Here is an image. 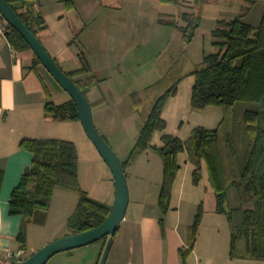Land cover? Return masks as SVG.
Segmentation results:
<instances>
[{
    "label": "crops",
    "instance_id": "crops-1",
    "mask_svg": "<svg viewBox=\"0 0 264 264\" xmlns=\"http://www.w3.org/2000/svg\"><path fill=\"white\" fill-rule=\"evenodd\" d=\"M33 1H36L35 5L45 6L40 12L46 28L40 30L39 35L61 68L65 71L79 68L82 64L80 55H83L94 73L99 69L124 71L144 68L148 64L145 58L147 46L154 37L162 40L160 58L162 60L167 56L165 65L168 71L191 63L188 68L191 72L196 69L195 54L199 55L198 65H201L203 54L216 49L212 45L211 32L219 20L240 17L247 23L257 25L264 11L263 5L261 16L258 13L254 15V4L246 0H205L195 5L191 3L193 0H70L72 7H67L66 0ZM183 12L200 18L190 42L183 40L180 29L181 25L186 24L181 18ZM51 16L57 24L53 30H49L48 23V17ZM168 16H172L176 24L159 20L160 17ZM197 38L202 39V42L196 41ZM33 60L31 49H15L4 32L0 31V171L3 175L0 187V249L3 250L21 251L16 241L21 216L11 215L8 210L11 192L18 185L24 168L32 160V153L19 146L22 138H59L61 136L51 133H64L71 128L77 136L61 138L74 142L78 164L81 162L79 140L87 158L93 163L100 162L99 153L93 143L86 139L80 120H53L45 115L44 104L52 94L42 64H37L35 71ZM40 77L49 89V96L45 93ZM99 78L103 79V76ZM110 80L111 76H106L86 96L94 104L93 118L100 133L108 143L111 140L115 145H120L121 138L116 136L117 129L125 126L127 120L139 118L140 111H135L132 103L131 108L135 112L125 120L119 101L115 102L107 92V86L113 85ZM153 84L146 80L143 85L150 87ZM148 91L137 94V101L145 107V112L162 92L153 93L152 89ZM69 98L67 95L65 100ZM221 117L222 113L217 124ZM155 153L152 148L145 149L125 168L129 192L134 191L135 195L129 199V203L134 202L132 213L121 221L111 243L116 256L122 253L125 264H182L180 252L187 248L188 228L201 204L203 213L187 264H261V260L256 259L230 258L229 250L226 252L225 245L228 243L230 246V225L225 213L216 209V196L204 160L199 161L203 176L194 184L192 173L197 162L188 160L187 153L180 160L182 152L178 154L180 168L172 186L170 207L166 213H161L158 195L163 163L155 157ZM129 154L125 153L122 161ZM152 157L157 168L153 178L150 173L152 168L149 170L146 166L151 163ZM181 161L184 162V168ZM66 190L71 189L60 186L55 188L49 210L54 197L60 193L65 196ZM244 205L250 206L248 203ZM161 217L162 227L159 222Z\"/></svg>",
    "mask_w": 264,
    "mask_h": 264
},
{
    "label": "trees",
    "instance_id": "trees-1",
    "mask_svg": "<svg viewBox=\"0 0 264 264\" xmlns=\"http://www.w3.org/2000/svg\"><path fill=\"white\" fill-rule=\"evenodd\" d=\"M8 1L23 23L42 41L39 32L46 28V24L35 5L36 1ZM66 5L72 7L70 0H66ZM181 18L186 22L180 26L183 40L189 42L199 26L200 18L186 12L181 13ZM159 20L176 24L172 16L160 17ZM4 34L15 49H31L9 23ZM211 34L212 45L216 49L205 52L201 66L191 72L194 82L190 108L192 113L202 114L207 106H220L222 117L217 126L213 129L194 127L185 140L167 133L166 121L161 112L168 97L176 91L174 84L153 102L128 158L121 163L125 172L126 166L148 148L154 149L161 156L163 169L158 206L164 214L170 207L172 186L180 168L178 154L186 152L188 160L197 162L192 173L194 184L200 179L199 161L204 160L216 196V209L225 213L229 221L230 258L264 261V11L257 25L247 23L240 17L219 20ZM80 58L82 64L79 68L65 72L86 95L99 79L90 73L85 57L80 55ZM33 63L37 71L36 65L40 61L35 54ZM40 79L49 96L47 85ZM238 102L256 103L257 108H246L242 112L245 137L237 140L235 105ZM90 104L91 107L94 105ZM135 106H138V101H135ZM44 113L53 120H80L71 98L60 103L47 100ZM155 131L162 132L160 146L151 143ZM19 146L32 153V160L24 168L9 200V214L20 215L22 220L16 235L21 251L26 250L25 224L44 222L54 190L58 186L80 191L78 203L67 219L70 230L68 234L91 229L107 217L111 208L81 191L78 152L73 141L55 137H26L20 140ZM2 178L0 171V187ZM231 187L238 197V205L233 207L227 201V192ZM245 203L250 206H245ZM202 213L200 204L188 228L187 248L180 252L182 264H187V258L194 247ZM159 222L162 227V217ZM105 238L107 236L102 239Z\"/></svg>",
    "mask_w": 264,
    "mask_h": 264
},
{
    "label": "rangeland",
    "instance_id": "rangeland-1",
    "mask_svg": "<svg viewBox=\"0 0 264 264\" xmlns=\"http://www.w3.org/2000/svg\"><path fill=\"white\" fill-rule=\"evenodd\" d=\"M203 1L205 0H193L191 3L195 5V4H200ZM246 2H251L254 4L252 8L254 15L258 13L259 16H261L260 14L262 12V8H264V7L261 8V6L264 5V0H246ZM42 5H37L39 12L42 11V9H44L45 7ZM189 7L191 9H194L192 6ZM260 19L261 17H259V21L257 22H260ZM54 22H56V19H54L53 16L48 17L49 30H53L56 28L57 24ZM197 40H199L200 43L202 42V39L197 38L196 41ZM162 46H163L162 40L157 37H154L152 39V42L148 43L147 46L148 50L145 57L148 64L145 65L144 68L137 70L128 69L124 71H116L114 69L112 70L99 69L95 71L96 75L93 71L90 70V73H92L95 77L99 79L98 82L104 80L106 76L109 75L111 76L110 82L111 85L112 84L113 85L107 86L108 88L107 92H109V96H111L110 97L111 99L113 100L115 99V102L119 101L118 104L121 106L119 107L121 113L125 116V120L129 119L130 117L129 114H133L135 111H140L139 118L131 117L132 119L127 120L128 123L125 124V126H122L121 129L120 128L117 129L116 136L118 138H121L120 145H115V143H113L111 140L109 141L110 146L113 148V150L115 151V153L117 154V156L121 161L124 159L123 157L124 154L130 152L133 146V142L137 137L138 131L142 125L141 122H143L147 118L151 110V107L153 105V102L156 100L155 98L151 104L150 109L147 112H145V107L143 108L142 103L139 102L138 106H135V101H137L138 93H146L148 90L151 89L154 90L153 93H157L158 91L161 90L162 92L157 96L159 97L166 90H168L170 87L176 84V91L166 100L165 105L161 112V116L166 121L165 131L167 133L177 136L181 140H185L186 138H188L191 130L194 127L201 126L207 129L215 128L217 126V120L221 116L222 113L221 107L214 105L207 107L204 115L194 114L191 112L190 97H191V87L194 82V75L191 73L192 71L189 72L188 70V68H190L191 63L185 65L182 64L177 68L168 71L165 65V61H166L165 57L167 56L163 57L162 60L160 58L161 57L160 52L162 51ZM206 46L207 44H205V47ZM198 49L199 48L197 47L196 51H198ZM142 56L144 59V55ZM198 58L199 55L195 54V59H194L195 68L201 66L198 65ZM73 64L75 65V63H72V65ZM130 66H132V64ZM42 67H43L42 71L44 75H46V78L48 79L47 84L52 94L48 100H53L54 102L57 103L65 101V98L67 97L68 93L60 86V84L44 68L43 65ZM164 74H166V76H164ZM101 76H103V79L99 78ZM146 80L149 82H154L155 83L153 84L154 86L151 85L150 87L147 86L145 87V85L143 84L144 81ZM128 93L131 94L129 95ZM132 103L135 108V111H133L132 110L133 108H131ZM246 108H252V109L257 108V104L250 102H238L235 105L237 140L239 138L244 139L245 137L244 124L241 120V115ZM83 131L86 139L90 141V143H92L91 140L86 135L84 129ZM51 134H54L55 136H61L62 138L77 136L75 135L76 132L73 131L71 128L67 129V131L64 133H62L61 131L58 133L53 132ZM160 135H161L160 131H155L152 135L151 143L159 146L162 145ZM78 142H79L78 143L79 147L81 148L80 149L81 162L80 164H78V177H79L81 191L86 192L89 198L97 202L103 203L108 207L112 208L115 199V183H114V177L112 171L110 170L109 166L104 161V159L101 157L100 153L98 152L95 146L94 147L97 153H99V157H100V162L98 163H93L90 161L89 158H87L85 149L82 148L83 146L81 145L80 140ZM180 156H181L180 160H182L183 157L186 156V152H182ZM155 157H157L160 161H162V158L158 153H155ZM150 162L151 163L146 166L149 170L152 168L150 173L152 172L151 177L153 178V176H155L156 174L155 169H157L154 157L151 158ZM181 162L184 168L185 167L184 162L183 161ZM143 164L144 163H142L141 166ZM201 175L203 176V173H201L200 170V177ZM66 191L67 192L65 196L61 195L60 193L54 197L51 208L50 210L48 209L49 211H47L43 223L28 222L27 224H25L26 237H27V229H28V240L26 241V250L21 251L22 260L26 259L29 255L36 252L46 243L58 237L64 236L70 232V230L67 227V219L72 214L78 203L80 197V191L74 189L66 190ZM129 195L130 197L131 196L134 197L135 195L134 191L133 193L129 192ZM227 196H228L227 201L229 206L233 207L238 205L237 193L233 187L229 188ZM133 204H134L133 201H131L128 204L125 216L126 215L127 217L130 216V214L132 213ZM116 233L114 235V238L116 237ZM106 241L107 238L100 239L98 241L92 242L90 244L81 247L56 253L45 264H96L98 262V259L101 257L100 255H102ZM111 247L112 246H110L104 264H125V262L122 259L123 258L122 253L117 257L114 250L115 249L114 246L112 248ZM225 247L227 252L229 250V244L227 243ZM260 263L264 264V261L261 260Z\"/></svg>",
    "mask_w": 264,
    "mask_h": 264
},
{
    "label": "water",
    "instance_id": "water-1",
    "mask_svg": "<svg viewBox=\"0 0 264 264\" xmlns=\"http://www.w3.org/2000/svg\"><path fill=\"white\" fill-rule=\"evenodd\" d=\"M0 14L19 32L40 63L74 101L78 110L80 122L86 135L109 166L115 183V199L113 206L107 217L100 224L79 233H71L58 237L46 243L26 259H23L19 264H45L56 253L81 247L107 236L106 244L98 262V264H104L113 237L121 221L125 217L130 197L129 186L121 160L98 130L94 122L92 107L87 96L65 72V70L61 68L39 37L23 23L8 0H0Z\"/></svg>",
    "mask_w": 264,
    "mask_h": 264
},
{
    "label": "built area",
    "instance_id": "built-area-1",
    "mask_svg": "<svg viewBox=\"0 0 264 264\" xmlns=\"http://www.w3.org/2000/svg\"><path fill=\"white\" fill-rule=\"evenodd\" d=\"M7 21L0 14V31L4 32ZM22 261L21 251H13L11 249H0V264H19Z\"/></svg>",
    "mask_w": 264,
    "mask_h": 264
}]
</instances>
